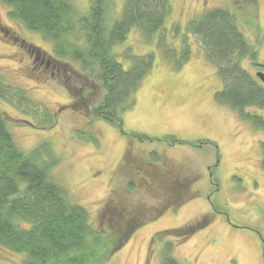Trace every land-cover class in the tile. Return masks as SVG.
<instances>
[{"label":"rangeland","instance_id":"rangeland-1","mask_svg":"<svg viewBox=\"0 0 264 264\" xmlns=\"http://www.w3.org/2000/svg\"><path fill=\"white\" fill-rule=\"evenodd\" d=\"M69 1L77 16L95 3ZM124 1L103 0L107 30ZM170 1L161 30L148 38L134 27L113 46L124 69L133 56L153 57L133 105L122 113V126L70 107L69 93L82 91L97 104L104 95L101 83L81 64L56 57L49 40L11 18L10 7L0 3V110L19 149L47 146L56 160L52 179L87 210L93 226L108 198L134 210L140 220L144 215L107 258L88 264H160L168 242L180 264H264V129L216 100L222 88L216 67L187 30V22L206 10L228 8L256 57L243 58L240 65L259 81L254 70H264V0ZM82 32L77 30L79 41ZM245 111L264 117V109ZM237 127L247 129L236 135ZM126 147L137 159L120 168ZM160 168L186 178L187 192L176 194V188L159 183ZM202 216V226L184 239L156 236ZM20 259L0 246V264Z\"/></svg>","mask_w":264,"mask_h":264},{"label":"trees","instance_id":"trees-1","mask_svg":"<svg viewBox=\"0 0 264 264\" xmlns=\"http://www.w3.org/2000/svg\"><path fill=\"white\" fill-rule=\"evenodd\" d=\"M0 3L10 7L11 18L49 40L56 57L81 64L82 70H89L101 83L104 95L97 104L91 105V98L81 90L78 96L69 93L70 107L122 126V113L133 105V94L151 69L153 57L151 54L133 56L130 66L124 69L112 52L113 46L121 42L131 28H137L148 38L161 30L170 13L171 1L125 0L119 19L114 20L109 30L104 26L103 0H95L85 16H77L69 0H0ZM77 30L83 31L82 41L76 36ZM187 30L197 37L204 56L216 67L222 84L215 92L216 100L237 111L243 120L264 129L262 115L245 111L247 107L264 109V86L250 78L240 65L243 58L256 57L233 13L226 7L206 10L200 17L187 22ZM56 60L54 62H58ZM1 85L0 80V91ZM165 139L177 142L174 138ZM47 151L44 143L31 151L19 149L0 110V246L21 257L16 264L103 261L124 242L134 227L145 221L144 215L140 220L134 210L124 204L118 207L108 198L100 207L98 222L93 226L87 210L72 202L67 191L52 179L50 169L56 160ZM133 159H137L135 153L126 147L119 167L131 165ZM261 165L264 168V143ZM177 179L182 184L183 195L188 183L186 178ZM205 218L202 216L166 229L156 236L184 239L202 226ZM172 247L171 242L165 244L160 264H180L171 253Z\"/></svg>","mask_w":264,"mask_h":264},{"label":"flooded vegetation","instance_id":"flooded-vegetation-1","mask_svg":"<svg viewBox=\"0 0 264 264\" xmlns=\"http://www.w3.org/2000/svg\"><path fill=\"white\" fill-rule=\"evenodd\" d=\"M245 58H249L248 56ZM260 67V66H259ZM262 72H264V70L260 69ZM258 72V70H254L255 76L256 73ZM250 75V74H249ZM251 76V75H250ZM252 77V76H251ZM256 78L259 80V78L256 76ZM259 82L264 86V84L259 80ZM248 122V121H247ZM244 123V122H243ZM249 124H251L249 122ZM252 125V124H251ZM247 129V128H244ZM244 129H240V128H236V135L240 134ZM263 168V167H262ZM159 173L157 175L156 180L160 183V182H166L168 186H171V188H176V191H180L179 194H181V182L178 181L177 179V174L176 173H169V172H163L161 169L158 170ZM186 184V182H184ZM213 185L217 187V183L214 182V180L212 181ZM187 187V184H186ZM262 246H264V242L262 244ZM264 252V251H263Z\"/></svg>","mask_w":264,"mask_h":264},{"label":"water","instance_id":"water-1","mask_svg":"<svg viewBox=\"0 0 264 264\" xmlns=\"http://www.w3.org/2000/svg\"><path fill=\"white\" fill-rule=\"evenodd\" d=\"M256 76L259 78V80L264 84V72L258 71L256 73ZM264 251V250H263Z\"/></svg>","mask_w":264,"mask_h":264}]
</instances>
